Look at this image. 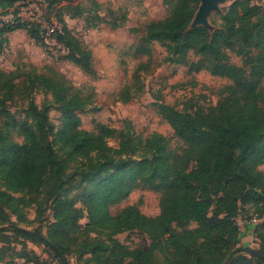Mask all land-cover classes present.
<instances>
[{
  "label": "trees",
  "instance_id": "16d2710c",
  "mask_svg": "<svg viewBox=\"0 0 264 264\" xmlns=\"http://www.w3.org/2000/svg\"><path fill=\"white\" fill-rule=\"evenodd\" d=\"M20 2L0 0V11L8 13ZM163 3L174 5L171 14L149 25L144 44L136 52L151 56L147 44L156 42L165 49L167 62L189 65L195 72L206 70L233 84L209 112L159 106L160 115L185 146L177 154L170 140L159 133L142 138L131 127L118 131L102 124L95 132L83 129L80 114L91 98L51 69L48 74L34 67L0 72V95L7 101L17 95L29 99L31 121L9 124L23 136V143L14 142L8 133L0 138V181L7 188H0V225L9 223L0 235L10 232L48 246L39 237L42 234L25 233L18 224L8 222L10 212L27 223L25 211L34 207L38 218L46 209L53 212L55 223L47 239L58 249L53 252L59 264H70L65 239L71 237L77 245L80 235L86 237L81 245L91 257L86 264H154L158 252L166 264H264L244 253L232 255L241 235L242 214L249 222L257 221L255 230L264 226L262 215L243 211L249 204L264 203V174L256 170L264 164V95L260 89L264 7L253 0H237L225 11L220 28L211 33L204 27L190 28L201 0ZM70 9L71 5L66 6L65 13ZM70 14L91 24L90 14L86 17L84 11ZM19 15L16 10L14 19L0 27V56L8 40L1 37L18 30H26L36 44L47 48L42 24L24 21ZM63 16L60 26H49L54 30L50 36L65 48L68 61L94 75L92 52L83 47ZM190 54L199 57V62L189 63ZM232 55L240 57L243 65L233 64ZM19 79H24L22 85L16 83ZM40 92L51 96L61 111L57 130L49 117L50 106L40 107L32 99ZM112 140L116 146L110 145ZM140 185L161 194L160 215L148 217L136 206L112 215L111 207L129 199ZM84 213L88 224L83 230ZM135 231L150 238L147 248L131 249L117 239ZM260 253L264 255V247Z\"/></svg>",
  "mask_w": 264,
  "mask_h": 264
},
{
  "label": "rangeland",
  "instance_id": "374dc122",
  "mask_svg": "<svg viewBox=\"0 0 264 264\" xmlns=\"http://www.w3.org/2000/svg\"><path fill=\"white\" fill-rule=\"evenodd\" d=\"M236 1L226 0L219 4V11L210 14L211 33L220 28L222 16ZM253 3L264 7V0H253ZM68 5L72 9L65 13L64 8ZM173 7L166 6L163 0H22L16 9L8 13L0 11V27L14 19L16 10H19V17L24 21L40 22L44 30H49L51 25L60 26L58 22L64 14L63 18L72 33L84 48L92 52L95 73L88 75L68 61L65 48L53 36L45 34L47 48H43L30 38L26 30L1 37L8 40L0 56V72L8 74L18 69L29 71L34 67L38 73L48 74V69H51L68 80L84 97L91 98L92 103L80 114L83 129L95 132L98 124H102L118 131L131 127L132 132L142 138L159 133L170 140L174 152L181 154L185 146L160 115L159 106L168 105L181 112H209L218 105L223 91L233 82L215 77L206 70L195 72L189 65L167 62L165 49L156 42L147 44L152 50L151 56L136 52L144 44L149 25L169 17ZM79 11L86 12V17L90 14L91 24L88 25L84 17H71L70 13ZM93 25L97 27L92 28ZM231 57L233 64L243 65L240 57ZM199 60V57L190 54L189 63H197ZM23 80L19 79L16 83L22 85ZM260 89L264 95V80ZM32 99L40 107L50 106L49 117L57 130L62 116L52 97L40 92L34 94ZM28 103L29 99L20 95L14 101H7L0 95V138L8 133L14 142L23 143V136L9 127V124L31 122ZM51 140L54 141L55 137ZM110 145L116 146L117 142L112 140ZM256 170L264 174V164ZM0 188L7 191L3 181H0ZM160 201V193L140 185L129 199L111 207V213L116 216L126 207L136 206L146 216L157 217L161 213ZM243 211L249 216L260 214L264 217V203L249 204ZM25 214L27 223L8 212V222L49 239L55 223L53 212L46 209L43 216L38 218L36 208L32 207ZM87 224V213H84L80 220L83 230ZM239 225L241 235L237 248L263 249L261 236H264V226L255 230L256 224L249 222L244 214L239 218ZM8 227L9 223L0 225V228ZM4 236L0 235V264H59L50 247L19 238L10 232ZM85 239L84 235H80L77 245L73 244L71 237L65 239L69 246L66 256L70 264H86L90 260V255L84 252L81 245ZM117 239L131 249L147 248L151 244L150 238L139 231L123 233ZM246 256L251 257L249 254ZM154 264H166L161 252L156 254Z\"/></svg>",
  "mask_w": 264,
  "mask_h": 264
},
{
  "label": "water",
  "instance_id": "95a60500",
  "mask_svg": "<svg viewBox=\"0 0 264 264\" xmlns=\"http://www.w3.org/2000/svg\"><path fill=\"white\" fill-rule=\"evenodd\" d=\"M226 0H201L200 7L198 9L197 14L195 15V18L191 24V29L197 28V27H204L208 29L210 32H212V27L209 22V16L212 12L214 11H219V4L224 3ZM5 228H0V230H3ZM23 232L29 233L28 230H24ZM41 240L50 246V248L56 252H58V249L56 248L55 245H53L46 237L39 235ZM249 254L251 256H254L256 258H259L264 261V255L260 253V251L256 249H250V248H237L232 255H237V254ZM232 258L230 256L229 260ZM228 260V262H229Z\"/></svg>",
  "mask_w": 264,
  "mask_h": 264
},
{
  "label": "built area",
  "instance_id": "2783aa9c",
  "mask_svg": "<svg viewBox=\"0 0 264 264\" xmlns=\"http://www.w3.org/2000/svg\"><path fill=\"white\" fill-rule=\"evenodd\" d=\"M34 22V21H33ZM40 23V22H39ZM54 30L52 29V28H50L49 27V30L47 29V30H44L43 29V26H42V32H41V35H42V37L44 38L45 37V34H47V35H50L51 34V32H53ZM253 223H257V221L255 220V221H253Z\"/></svg>",
  "mask_w": 264,
  "mask_h": 264
}]
</instances>
